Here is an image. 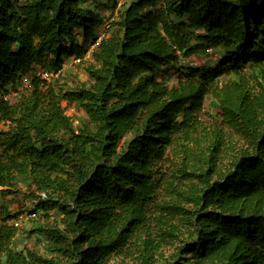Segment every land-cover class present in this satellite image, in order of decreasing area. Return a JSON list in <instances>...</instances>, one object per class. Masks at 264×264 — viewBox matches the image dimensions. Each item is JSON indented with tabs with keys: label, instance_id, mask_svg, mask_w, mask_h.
<instances>
[{
	"label": "trees",
	"instance_id": "16d2710c",
	"mask_svg": "<svg viewBox=\"0 0 264 264\" xmlns=\"http://www.w3.org/2000/svg\"><path fill=\"white\" fill-rule=\"evenodd\" d=\"M95 1L0 0V188L30 179L58 218L29 232L45 253L17 250L0 205V264H156L174 243L165 264H264V0L128 1L107 37ZM89 46V86L31 78L83 61ZM27 77L31 89L4 101ZM207 97L222 127L198 118ZM72 105L85 115L78 129ZM175 147L177 184L163 169Z\"/></svg>",
	"mask_w": 264,
	"mask_h": 264
},
{
	"label": "rangeland",
	"instance_id": "374dc122",
	"mask_svg": "<svg viewBox=\"0 0 264 264\" xmlns=\"http://www.w3.org/2000/svg\"><path fill=\"white\" fill-rule=\"evenodd\" d=\"M116 5L108 2L107 0H97L94 3L87 6L90 11H93L95 15H98L102 24L97 33L100 37H107L109 31L105 33L104 26L105 22L109 17L114 16L115 19L118 16V13L121 12L128 1H137V0H114ZM88 53L83 61L78 62V59H67L64 66V75L57 82V85L60 90H75L81 85L89 86L91 82L89 81L85 69L87 65L91 62V50L93 47L89 46ZM182 57H179L181 59ZM86 59V60H85ZM216 58L211 61L214 62ZM197 63L205 62L201 57L193 59ZM164 73L162 74V79L165 85L170 87L173 84L174 77L172 76V71L169 68L163 69ZM63 107H67L66 103H62ZM65 115L73 120H77L73 124L75 129H78L82 126L84 121V113L77 106L72 105L68 107L65 112ZM198 118L200 119L204 128L211 130L212 128L219 127L221 124V117L217 110L215 103L207 97L203 104V110L199 113ZM222 127V126H220ZM7 125L0 122V132L6 131ZM225 132L230 133L229 130ZM202 138V146H208V139H203V134H200ZM191 147V145H189ZM181 149L175 147L167 153V160L163 165L164 172L167 176L171 177L172 181L179 183L178 181V169H180V162L182 156L180 155ZM222 159V158H221ZM228 162L225 159L220 160L218 163L219 168H224L227 166ZM174 175L175 179L172 177ZM39 192L33 182L26 177H17V181L12 184L11 188H0V205L5 206L8 209L10 215H14V219L19 218L21 215L28 214L30 211H36V219L34 221H29L27 224L21 226L19 233L17 234L16 239L12 242V248L20 250L24 247L34 249L35 251L42 253L46 250L45 241L39 238L33 231L37 225L53 224L58 218L56 210H52V205L50 203H42L39 201ZM164 193L159 194L158 200L164 198ZM12 225L13 221H8ZM174 243V242H173ZM177 243L173 245H165L159 250L157 263L156 264H165L166 262L171 261L170 256L174 253ZM45 253V252H43ZM138 256H133L130 258L124 257H115L112 259L111 264H140L137 260Z\"/></svg>",
	"mask_w": 264,
	"mask_h": 264
},
{
	"label": "built area",
	"instance_id": "2783aa9c",
	"mask_svg": "<svg viewBox=\"0 0 264 264\" xmlns=\"http://www.w3.org/2000/svg\"><path fill=\"white\" fill-rule=\"evenodd\" d=\"M115 21V17L111 16L109 17V19L105 22V26H104V31L105 33L107 31H109L112 23ZM205 58L206 60H211L214 59V53L211 49H207L205 51ZM182 59V63L183 64H189L192 66H197L198 63L192 60H188V59ZM65 66V65H64ZM64 66L62 69L58 70V71H42V70H37L35 71L31 78L36 79L37 81H39V83L41 85H48L51 84L57 80H59L61 77H63L64 75ZM31 78L27 77L25 79H23L21 86L17 89L16 92L10 93L8 96L4 97V101H6L8 104H15L27 91H29L30 88V84H31ZM67 116V115H66ZM71 119V118H70ZM72 120V124L76 123L77 120ZM41 198H44V195L41 194L40 195ZM36 218V214L32 213V214H25V215H21L19 218L12 220V226L17 230L20 231L21 226L24 224H27L29 221H32L33 219Z\"/></svg>",
	"mask_w": 264,
	"mask_h": 264
},
{
	"label": "crops",
	"instance_id": "0c3cea01",
	"mask_svg": "<svg viewBox=\"0 0 264 264\" xmlns=\"http://www.w3.org/2000/svg\"><path fill=\"white\" fill-rule=\"evenodd\" d=\"M203 64H204V63H203ZM203 64H202V65H203Z\"/></svg>",
	"mask_w": 264,
	"mask_h": 264
}]
</instances>
